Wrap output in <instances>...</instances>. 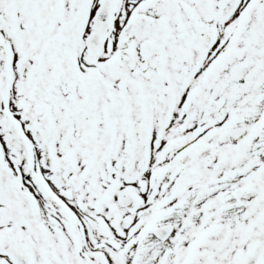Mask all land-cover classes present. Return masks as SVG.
Listing matches in <instances>:
<instances>
[{
    "label": "snow or ice",
    "instance_id": "6c2138e0",
    "mask_svg": "<svg viewBox=\"0 0 264 264\" xmlns=\"http://www.w3.org/2000/svg\"><path fill=\"white\" fill-rule=\"evenodd\" d=\"M0 264H264V0H0Z\"/></svg>",
    "mask_w": 264,
    "mask_h": 264
}]
</instances>
